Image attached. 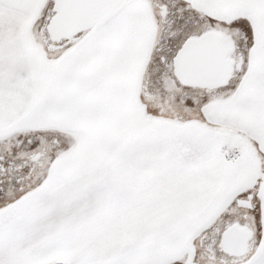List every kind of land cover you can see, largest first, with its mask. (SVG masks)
I'll return each instance as SVG.
<instances>
[{
    "label": "snow or ice",
    "instance_id": "obj_1",
    "mask_svg": "<svg viewBox=\"0 0 264 264\" xmlns=\"http://www.w3.org/2000/svg\"><path fill=\"white\" fill-rule=\"evenodd\" d=\"M0 264H264V0H0Z\"/></svg>",
    "mask_w": 264,
    "mask_h": 264
}]
</instances>
